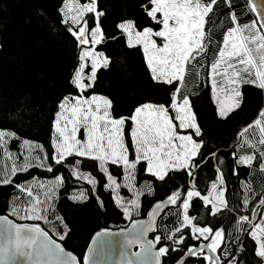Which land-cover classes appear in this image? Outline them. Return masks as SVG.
Returning a JSON list of instances; mask_svg holds the SVG:
<instances>
[{"label":"snow or ice","instance_id":"obj_1","mask_svg":"<svg viewBox=\"0 0 264 264\" xmlns=\"http://www.w3.org/2000/svg\"><path fill=\"white\" fill-rule=\"evenodd\" d=\"M221 3L233 9L228 13L231 26L222 34V42L210 64L208 78L217 115L226 119L240 108L243 102L241 88L244 85L264 91V5L256 0H244V8L254 18L242 23L240 16L244 13H236L233 0H147L141 7L158 28L146 26L138 30L132 20L122 21L116 27L125 37L128 48L142 49L151 79L156 83L175 85L174 91L167 107L145 102L136 106L130 116L116 117L111 99L94 92L86 95L94 88L98 71L108 69L111 64V59L104 52L97 51V46L105 40L100 22L104 13L98 10L97 0H88L83 4L80 0H62L61 23L67 26L80 51L78 66L70 81L77 94L65 96L60 101L52 123L50 143L54 154L51 159L56 165L65 163L68 157L73 156L97 162L99 171L107 180L104 189L111 191L112 199L126 219L134 214L140 215L139 198L143 193L136 188L138 165L143 163L144 171L162 182L174 171L187 170V175L192 177L193 169L198 167L195 158L201 155L204 145L202 140L194 138L201 137L202 130L187 94L186 77L195 68L193 62L198 63L197 58L206 52V41L209 40L206 24ZM88 14L93 15L94 26H90ZM86 68H90V72H86ZM80 133L83 139L78 138ZM239 137L240 148L257 150L264 159V108L260 109L252 123L243 128ZM19 139L15 132L0 128V156L5 161L4 166L0 167V186L13 185V178L18 173H27L32 168L54 172V168L46 164L49 157L43 145L24 139L20 142L22 151L19 154L11 152L9 143ZM128 139L131 140V148ZM21 155L23 160L18 163ZM210 155L215 157L216 154ZM255 159V155H241L237 164L250 166ZM80 164L79 159L75 160L72 175L92 185L95 194L97 180L90 174L81 173ZM109 165L122 169L123 184L118 183L110 173ZM260 169L264 172V163ZM217 172L220 173V169ZM217 181L218 184H212V191L207 196H201L195 190V185L187 191L177 211L170 213L177 217V224L172 229H165L166 236L156 235L154 239H147L148 233L156 231V218L162 210L169 205H177L181 199L179 190L156 203L148 212L147 221H132L127 232L97 231L82 261L72 253L65 252L61 244L38 223H14L8 216L0 215V264H17L18 258H23L24 264H93V257L112 244L105 238L112 236L123 237V241L119 242L120 259L116 264H162L163 257L180 252L186 245V229L191 230V239L209 242L198 246L188 245L176 264H185V256H202L207 264H223L221 255L217 254L218 249L227 264H235L236 257L228 259L230 253L222 249L224 230L198 227L194 223L197 217L189 213L197 197L212 216L228 208L222 174H218ZM63 186L64 178L61 175H55L47 182L33 178L29 182L14 184L19 195L11 203L10 215L22 221H43L63 241L70 230L63 218L56 215L55 208L57 193ZM122 187L132 193L131 199L120 195ZM145 187L148 194H152L151 184ZM244 187L251 190L249 185ZM68 198L74 202H84L88 195L81 190ZM97 200L103 207V201L99 197ZM243 204L247 209V196ZM260 204L264 205V199ZM49 216H54L63 225V233L56 232V225ZM244 224L250 225V229H244ZM236 230L248 232L255 243V256L264 264V215L259 220L254 216H239ZM162 239L171 243L157 248ZM133 245H138L140 251L129 255L127 249ZM205 250L209 254H205ZM132 257H135V261Z\"/></svg>","mask_w":264,"mask_h":264},{"label":"trees","instance_id":"obj_2","mask_svg":"<svg viewBox=\"0 0 264 264\" xmlns=\"http://www.w3.org/2000/svg\"><path fill=\"white\" fill-rule=\"evenodd\" d=\"M80 2L83 4L88 0ZM145 3L147 0H97L98 10L104 13L100 22L105 34V40L97 46V51L104 52L111 59V64L108 69L98 71L94 88L86 95L94 92L111 99L113 115L116 117L130 116L136 106L145 102L164 104L167 107L174 91L175 85L156 83L151 79L142 49L128 48L125 37L116 27L122 21L132 20L138 30L146 26L158 28L141 7ZM233 5L238 15L244 13L240 16L242 23L254 18L244 8V0H233ZM61 7L62 0H0V128L13 131L20 138L9 143V150L14 154L22 151L20 142L24 139L44 146L49 157L46 164L53 167L54 172L32 168L27 173H18L13 178L14 184L29 182L33 178L47 182L55 175L63 176L64 186L57 193L55 208L56 215L63 218L70 231L60 241L58 235L43 221H22L11 216V203L19 195L14 184L0 186V215L8 216L15 223H38L66 251L82 260L90 237L97 230L125 228L135 218H143L153 203L164 201L172 192L179 190L182 193L181 199L177 205H170L166 209L157 221L156 231L150 235L151 239L156 235L166 236L165 229H172L177 224V217L170 213L177 211L187 191L195 185V190L201 196H207L212 184H218V174H222V187L228 208L212 216L197 197L194 198V206L190 207L189 213L197 217L194 223L198 227L224 230L222 249L230 253L228 259L236 257L235 264H261L255 256L254 241L247 231L236 230V222L243 215L250 218L255 216L259 220L264 211V205L260 204L261 199H264V172L260 169L264 159L257 150L239 147V133L264 108V91L244 85L241 88L243 102L240 108L226 119H221L216 112L208 78L210 64L222 42V34L231 26L228 13L233 9L223 3L215 8L206 24V31L209 33L206 52L197 58L198 63L193 62L195 68L186 77L187 94L202 130V136L194 138L202 140L204 145L201 155L195 158L198 167L193 169L194 175L189 177L187 170L174 171L162 182L148 175L144 171L145 165L141 163L138 165L136 179V188L143 193L139 198L140 215L134 214L126 219L112 199L111 191L104 189L107 180L99 171L97 162L73 156L68 157L65 163L56 165L51 159L54 154L50 143L52 123L60 101L65 96L77 94L70 81L78 66L80 51L75 38L67 31V26L61 23ZM87 18L90 26H94L93 15L88 14ZM85 71L90 72L89 68ZM127 143L131 148L130 139ZM211 153H215V157ZM241 155H255L256 159L250 166L238 165L237 159ZM77 159L81 161L80 172L90 174L97 180L95 194L92 185L72 175V167ZM22 160L21 155L17 162ZM4 164L5 161L0 156V167ZM217 169H220V173ZM109 171L118 183L123 184L121 168L109 165ZM146 184H151L152 194H148ZM245 185H249L251 190H246ZM81 190L88 195L86 201L74 202L68 198ZM119 191L125 199L132 198V193L127 189L122 187ZM245 196L249 200L247 209L243 204ZM97 197L103 201V207L98 203ZM49 219L56 225V232L63 233V225L54 216H49ZM243 228L249 229L250 226L244 224ZM185 235L186 245L180 252L163 257L162 264H175L188 245L197 246L200 243L191 239L189 229L185 230ZM170 243L162 239L157 248ZM217 254L221 255L223 264H227L220 249ZM185 264H206V261L202 256H192L188 257Z\"/></svg>","mask_w":264,"mask_h":264},{"label":"water","instance_id":"obj_3","mask_svg":"<svg viewBox=\"0 0 264 264\" xmlns=\"http://www.w3.org/2000/svg\"><path fill=\"white\" fill-rule=\"evenodd\" d=\"M256 2L260 5H264V0H256ZM158 202H161L158 201ZM158 202H155L153 203L149 209L147 210L148 212H150L152 210V208L154 207V205ZM170 206V205H169ZM169 206L167 208H169ZM163 209L161 214L159 216H157L156 218V228H157V221L158 219L160 218L161 215H163L166 211V209ZM148 212L146 213V215L143 217V218H139V219H136V221H140V220H143V221H147L148 220ZM10 219V218H9ZM134 221V220H132ZM132 221L130 223H128L129 225L127 227H123L122 229H117V230H111V229H107L108 231H111V232H115V233H120V232H127L130 228H131V224H132ZM15 223V222H14ZM98 231V230H97ZM96 233V232H95ZM92 234V236L90 237V241L89 243L87 244L86 248H85V254L87 253V249L90 245V242H91V238L94 236V234ZM154 232H150L148 233L147 235V239H151V236ZM106 241H111L112 244L110 246H107L106 247V250L103 252V253H100L98 252L94 257H93V264H116V261L120 259V255H119V251H120V246H119V242H122L123 241V237L122 236H112V237H106L105 238ZM60 243V242H58ZM61 244V243H60ZM201 244V243H199ZM198 244V245H199ZM203 244H206V243H203ZM197 245V246H198ZM156 249H154L155 251ZM140 251V248L138 245H133L130 249H127V252L128 254L130 255L131 253L133 252H139ZM65 252H68L65 250ZM71 253V252H70ZM73 254V253H72ZM205 254H209L207 253V251L205 250ZM188 257H192V256H185L184 257V261L186 262V260L188 259ZM132 259L135 261V257H132ZM82 261V260H81ZM17 264H24V260L23 258H18V261H17ZM176 264V263H175Z\"/></svg>","mask_w":264,"mask_h":264},{"label":"rangeland","instance_id":"obj_4","mask_svg":"<svg viewBox=\"0 0 264 264\" xmlns=\"http://www.w3.org/2000/svg\"><path fill=\"white\" fill-rule=\"evenodd\" d=\"M159 43H162V41H158ZM90 46V45H89ZM89 46H86V47H89ZM143 52V51H142ZM89 71H90V68H89ZM210 87H211V82H210ZM211 92H212V89H211ZM212 99H213V97H212ZM216 105V104H215ZM216 112H217V110H216ZM173 115H174V113H173ZM78 138H80V139H83V134L82 133H80L79 134V137ZM263 162H264V160H263ZM212 191V187H211V189H210V191H209V193ZM209 193H208V195H209ZM210 207V206H209ZM262 215H264V211L262 212V214H261V216ZM255 217V216H254ZM248 226H250V225H248ZM250 229V228H249ZM189 232H190V235H192L191 234V230L189 229ZM200 243H208L209 241H204V240H200L199 241ZM206 264H207V262H206Z\"/></svg>","mask_w":264,"mask_h":264}]
</instances>
